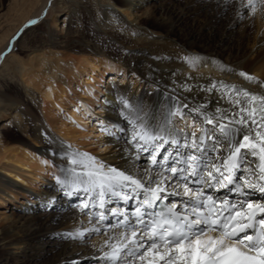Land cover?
<instances>
[{
	"label": "snow or ice",
	"instance_id": "obj_1",
	"mask_svg": "<svg viewBox=\"0 0 264 264\" xmlns=\"http://www.w3.org/2000/svg\"><path fill=\"white\" fill-rule=\"evenodd\" d=\"M64 3L66 10L54 16L58 26L87 32L73 0ZM6 4L0 0V10ZM55 7L56 0H47L22 23L6 39L0 60L29 33L28 43L37 48L45 36L50 42L57 32L49 20ZM133 8L142 10L133 27L155 40L175 34L184 19L205 8L233 13L234 23L245 17L264 20V0H136ZM102 21L99 17L91 23ZM153 29L164 35L153 36ZM101 47L109 46L101 41ZM112 48L105 53L110 60L122 62L130 54L128 48ZM150 59L156 63L143 71L127 68L132 84L113 79L101 85L106 91L95 107L106 115L92 120L108 141L106 152L74 151L47 129L41 133L57 168L54 191L32 193L33 204L54 224L49 239L61 246L49 264H264V80L240 70L239 77L255 87L230 84L158 66L171 61L170 56ZM174 59L190 66L206 63L200 56ZM108 76L123 78L125 69L114 68ZM0 86V98L15 105L0 118V136L6 137L18 131L11 112L25 110L22 101L9 99L12 86L6 79ZM109 110L115 115L107 114ZM148 113H154L151 120L144 119ZM57 158L65 166L58 167ZM24 207L32 209L31 204ZM65 215L74 227L55 226ZM94 236L100 240H92ZM26 240V235L14 236L4 247L20 256ZM75 243L90 251H72Z\"/></svg>",
	"mask_w": 264,
	"mask_h": 264
},
{
	"label": "bare ground",
	"instance_id": "obj_2",
	"mask_svg": "<svg viewBox=\"0 0 264 264\" xmlns=\"http://www.w3.org/2000/svg\"><path fill=\"white\" fill-rule=\"evenodd\" d=\"M73 3L77 17L89 26L87 32L75 27L66 31L64 27L58 26L54 16L60 10H66V6L64 0H56L55 9L49 12L50 25L57 29L54 38L49 42L45 36V42L37 48L28 43L29 36L32 35L29 33V36H25L14 46L13 52L6 60H0V81L5 79L8 81L12 86L9 99L22 101L20 106L25 110L24 113L11 112L19 122L18 134L8 133L6 137L0 136V208L6 201L18 200V196L27 198V202H23L22 210L18 213L12 212L10 208L0 211V264H49V261L55 259L61 251L60 244L49 239V230L54 227L50 222V216L40 212L33 205L32 193H50L55 189L53 176L47 172L43 173L44 164H47L53 173L57 170L52 165L46 141L41 137L43 130L47 129L58 140L71 145L74 151L93 154L107 151L108 141L96 123L89 131H84L86 119L92 121L90 119L93 116L103 119L106 115L102 108L95 107L100 99L99 94L105 93V88L98 90L96 100L92 98V91L88 89L77 95L79 104L69 110H66L63 104L64 99L62 101L58 98L60 95L55 96L53 93L56 85L60 86L58 92L62 97H65L68 90L74 92L77 90L74 83L78 82L82 67L78 72L72 69L68 51L73 50L82 54V61L77 68L89 66L93 74L90 81L99 73H110L114 68L125 69L123 78L108 76L102 84H109L113 79H123L126 83L132 84L133 78L127 74V68L134 67L138 71H143L148 64L156 63L150 59L152 55L173 57L171 61H162L158 66L180 69L187 75L211 77L230 84L255 87L247 85L243 78L239 77V71L245 70L264 80V20L260 16L252 19L246 17L245 21L234 23L230 19H234V14L231 13L228 22L221 23L224 14L215 15L210 24L205 21V24L198 28L187 31L180 26L176 28L175 34L155 40L133 27L139 22L138 18L141 17L142 11L134 10L136 0H73ZM46 4L47 0H10L6 7L0 10V50L4 48L5 41L11 34ZM112 8L115 11H112ZM99 17H103L102 22L91 23L93 19L99 20ZM59 23L62 24L63 21ZM71 23L75 24L76 20ZM173 27H169L167 31L172 33ZM92 29H95V34H92ZM132 32L138 34L133 36ZM157 34L164 35L153 29L152 35ZM57 36L63 39H58ZM228 37L233 38L229 41ZM177 39L178 44L171 43ZM101 41H105L109 47L102 48ZM112 45L128 48L130 54L124 57L122 62L110 60L109 55L105 53L114 51ZM176 55L200 56L206 63H197L195 66L182 64L174 59ZM213 60L216 62L213 63ZM132 61H135V65ZM225 66L235 71H227ZM90 81L88 78L85 80L88 87H91ZM134 87L139 90L141 87L139 81H135ZM0 91H3L2 86ZM106 94L110 97L113 95L110 92ZM42 96L49 99L57 111L52 110L53 112L49 111L48 114L45 112L44 116L40 110ZM14 106L0 98V118L8 116L9 110ZM107 114L115 115L110 110ZM153 115L154 113H148L144 119L151 120ZM87 136L95 138L93 143L89 142ZM56 164L58 167L65 166L60 158H57ZM37 179L41 182L39 186L36 185ZM62 203V200L58 201V208ZM26 204H31L32 209L25 208ZM14 207L17 208V205ZM65 212L67 213L66 209ZM55 226L74 227L67 219V215ZM22 234L27 237L26 248L22 255L16 256L4 245L14 236ZM92 240H100V237L94 236ZM88 243L90 245L92 241ZM71 250L87 254L90 248L75 243Z\"/></svg>",
	"mask_w": 264,
	"mask_h": 264
},
{
	"label": "rangeland",
	"instance_id": "obj_3",
	"mask_svg": "<svg viewBox=\"0 0 264 264\" xmlns=\"http://www.w3.org/2000/svg\"><path fill=\"white\" fill-rule=\"evenodd\" d=\"M10 0H7V3L9 2ZM215 3L216 0H208L206 1L205 0V3ZM230 2V0H229ZM224 14V18H222V21L221 23H226L228 22V18H229V15L231 14V12L228 13V15H225V12L222 10L221 12L219 13H215L212 9L210 8H205L203 9L202 11H199L197 13H195L194 15H192L191 17L185 19L183 21V24L181 25L182 29L183 30H192L194 28H198L200 25H203L205 23H209L212 22L214 20V16H218V15H222ZM246 19V17H245ZM245 19L243 21H245ZM207 21V22H205ZM242 21V22H243ZM205 22V23H204ZM212 24V23H211ZM242 25V24H241ZM215 26V25H213ZM212 26V27H213ZM208 27V25H207ZM216 27V26H215ZM239 28V27H238ZM233 38V37H231ZM230 38V39H231ZM229 37L227 40H229ZM232 40V39H231ZM16 46V45H15ZM68 55H69V59L71 60V67L73 70H77V72L80 70L79 72V78H78V82H76V84L74 83V87L77 89L76 92L72 91V90H68L66 93H65V97H62L61 94H59L58 91H60V86L56 85L54 86L53 90H54V95L57 96V95H60L58 98H61L62 101L64 99V105H65V108L66 110H69L71 107H74V106H77L79 104V99L77 95H81L83 94L84 92L91 90L92 93H91V96L93 99H97V96H98V90L101 87L102 83H105L104 79L106 78V72L104 73H99V75L96 76V78L91 79V76L93 75L92 74V71L90 69V67L88 66H80L79 68H77L80 64V61H82L81 59L83 58L82 54H79L75 51H68L67 52ZM85 56V55H84ZM87 60V59H86ZM84 68V69H83ZM83 69V70H82ZM89 79V81L91 82V87H88L86 84H85V80L86 79ZM42 87V86H41ZM44 89V88H43ZM58 89V90H57ZM57 98V97H56ZM57 98V99H58ZM55 105V104H54ZM40 110L42 111L43 115L45 116V112L48 114L49 111H57V109L52 105V102H50L49 99H46L44 96L40 97ZM53 112V111H52ZM66 113V112H65ZM48 119V118H47ZM92 120V118L90 119ZM84 123H86V129H84V131H89V128L94 125L95 123L92 121H89V119H86L84 121ZM19 131H13V132H10L12 134H18ZM87 139H89V142H92L95 140V138L91 137V136H87ZM86 139V140H87ZM20 149H24V148H20ZM22 154V153H21ZM25 153H23L22 155H24ZM45 169L43 170V173L44 172H47L49 173L51 176L53 174V172H51V168H49V166L47 164H44L43 166ZM37 186H39L41 184V182L39 181V179H37ZM23 202L26 203L27 202V198H21V196H18V200H14L12 199L11 202L9 201H6L0 208V211H3L5 210V208H10V210L12 212H15V213H18L19 211L22 210V205H23ZM17 205V208H15L14 206ZM35 206V204H33ZM12 207V208H11ZM51 255V254H50Z\"/></svg>",
	"mask_w": 264,
	"mask_h": 264
}]
</instances>
